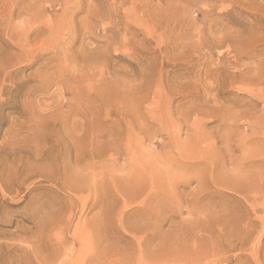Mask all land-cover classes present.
Segmentation results:
<instances>
[{
  "label": "rangeland",
  "instance_id": "obj_1",
  "mask_svg": "<svg viewBox=\"0 0 264 264\" xmlns=\"http://www.w3.org/2000/svg\"><path fill=\"white\" fill-rule=\"evenodd\" d=\"M0 264H264V0H0Z\"/></svg>",
  "mask_w": 264,
  "mask_h": 264
}]
</instances>
